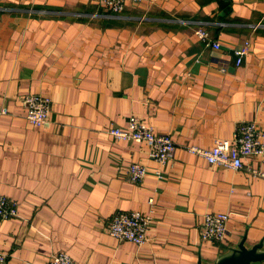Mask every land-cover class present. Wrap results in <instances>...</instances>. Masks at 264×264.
<instances>
[{"label":"crops","instance_id":"0c3cea01","mask_svg":"<svg viewBox=\"0 0 264 264\" xmlns=\"http://www.w3.org/2000/svg\"><path fill=\"white\" fill-rule=\"evenodd\" d=\"M200 25L219 50L197 39ZM28 94L51 99L43 127L25 119ZM0 104V196L18 206L0 221L5 264L61 252L74 264H211L264 237V179L247 170L264 172V157L232 170L184 149L231 141L245 123L264 130V0H145L115 16L98 0H0ZM131 116L171 137L170 162L109 134ZM132 163L146 168L141 183ZM131 211L153 217L141 246L107 232ZM207 213L228 214L224 242L201 241Z\"/></svg>","mask_w":264,"mask_h":264},{"label":"built area","instance_id":"2783aa9c","mask_svg":"<svg viewBox=\"0 0 264 264\" xmlns=\"http://www.w3.org/2000/svg\"><path fill=\"white\" fill-rule=\"evenodd\" d=\"M145 0H98V5L104 13L112 16L121 14L126 3L139 4ZM255 25L254 27H257ZM197 39L206 47L219 50L220 45L214 41L206 26L200 25L194 32ZM249 43L245 42L234 51L236 67L241 65L243 56L247 53ZM220 71L225 73L226 66ZM51 99L40 94H28L21 99V106L25 111V119L33 127H43L51 111ZM8 115L6 106L0 104V117ZM109 134L115 139L143 143L148 148V156L159 165L164 166L170 162L176 150L174 141L168 135L157 134L143 120L131 116L123 128H112ZM188 153L201 157L212 166H220L232 170L243 169V161L250 157H264V130L259 131L254 122L245 123L233 134V139L216 140L210 149L199 147H185ZM252 177L264 179V172L254 168L247 169ZM158 176L159 173L157 172ZM127 176L133 183H141L146 176V168L140 164L132 163L127 169ZM152 206L153 201L149 199ZM18 217V206L6 197L0 196V221ZM226 213H207L203 217L200 230L201 241L222 243L227 237ZM153 223L150 213L139 211L117 212L107 223L108 234L117 241H128L141 246L147 241V231ZM7 255L0 250V264H5ZM47 264H74L72 259L64 252L53 254Z\"/></svg>","mask_w":264,"mask_h":264},{"label":"water","instance_id":"95a60500","mask_svg":"<svg viewBox=\"0 0 264 264\" xmlns=\"http://www.w3.org/2000/svg\"><path fill=\"white\" fill-rule=\"evenodd\" d=\"M243 236L234 247H222L225 252L218 255L211 264H256L264 262V237L252 247L245 245ZM197 264H207L198 259Z\"/></svg>","mask_w":264,"mask_h":264}]
</instances>
